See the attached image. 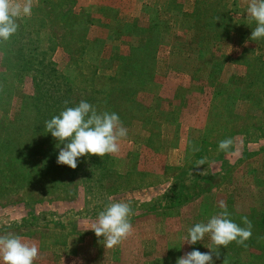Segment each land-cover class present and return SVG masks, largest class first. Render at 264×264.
Segmentation results:
<instances>
[{
	"label": "rangeland",
	"instance_id": "374dc122",
	"mask_svg": "<svg viewBox=\"0 0 264 264\" xmlns=\"http://www.w3.org/2000/svg\"><path fill=\"white\" fill-rule=\"evenodd\" d=\"M32 3L0 42V235L36 244L34 264H176L209 251V236L185 237L224 201L252 236L214 264H264V38L251 39L247 0ZM81 100L118 114L127 137L73 170L45 122ZM109 197L130 203L133 227L111 249L90 230Z\"/></svg>",
	"mask_w": 264,
	"mask_h": 264
},
{
	"label": "clouds",
	"instance_id": "9594fccd",
	"mask_svg": "<svg viewBox=\"0 0 264 264\" xmlns=\"http://www.w3.org/2000/svg\"><path fill=\"white\" fill-rule=\"evenodd\" d=\"M32 0H0V42H7L17 32V20L29 17L32 13ZM247 15L256 27L251 39L264 38V0H247ZM68 104V101H65ZM47 133L63 145L57 156V164L75 170L81 157L116 155L121 141L127 137L118 114L98 112L90 103L81 100L74 107H66L59 115L45 122ZM232 139L219 142L218 148L227 151ZM59 147V146H58ZM102 210L90 230L97 238H102L105 248H114L127 239L133 231L130 221L132 209L129 202L113 200ZM220 211L207 222L196 223L188 230L185 242L195 245L205 236L210 237L208 252L192 250L176 260V264H214L213 255L220 258V249L235 242L237 246L247 247L246 241L252 236V222L247 216L241 218L244 227L230 218L227 205L220 201ZM39 256L36 244L29 243L14 234L0 235V264H34Z\"/></svg>",
	"mask_w": 264,
	"mask_h": 264
},
{
	"label": "trees",
	"instance_id": "16d2710c",
	"mask_svg": "<svg viewBox=\"0 0 264 264\" xmlns=\"http://www.w3.org/2000/svg\"><path fill=\"white\" fill-rule=\"evenodd\" d=\"M96 161H97V159L96 158H93L92 160H90V161H87V159H85V164L84 165H86V166H88L89 167V163L88 162H90V164H91V169H93V173H95V168H96ZM182 174H185V172L183 171L182 172ZM179 182H180V178H176L175 180H174V182H173V184H172V187H174V188H171L170 189V192L172 193V197H169V198H172L174 201H178L179 199H182V186H181V190H179ZM103 181H101V191H103L104 190V188H103ZM181 202V201H180ZM177 203H179V202H177ZM101 212V211H100ZM261 222H262V225H264V216L262 217V219H261ZM260 230H263L264 228H263V226H261V227H258ZM255 239V238H254ZM258 245H260V247L262 248L263 246H262V244L261 243H258ZM262 250H264V248H262ZM244 262V263H242V264H253L254 262L251 260V257H249V258H247V260H242V259H240V260H238V262L241 264V262Z\"/></svg>",
	"mask_w": 264,
	"mask_h": 264
}]
</instances>
